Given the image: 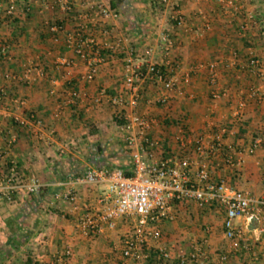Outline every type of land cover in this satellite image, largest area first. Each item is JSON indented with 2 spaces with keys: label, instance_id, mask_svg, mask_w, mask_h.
<instances>
[{
  "label": "crops",
  "instance_id": "0c3cea01",
  "mask_svg": "<svg viewBox=\"0 0 264 264\" xmlns=\"http://www.w3.org/2000/svg\"><path fill=\"white\" fill-rule=\"evenodd\" d=\"M110 2L18 0L14 16L0 14V47H8L0 54V176L15 162L21 175L38 177L47 185L37 194L19 192L14 201L0 198V264H126L123 247L132 222L122 219L115 229L85 235L80 221L102 210L106 185L75 179L93 167L133 169L132 151L120 127L125 119L101 96L102 89L118 94L125 87L127 54L108 52L94 79L87 80V63L65 42L66 34L81 25L96 48L123 39L138 58L153 47L156 61L163 59L161 33H172L173 56L181 65L178 76L204 66L184 85L186 96L172 91L166 103L157 100L163 94L159 84L144 83L138 112L156 121L152 136L163 142L157 156L206 161L216 180L225 179L257 199L264 196V145L250 152L255 138L264 137V0H235L234 7L218 0H170L168 6L156 0H121L113 8L120 16L103 18L97 7ZM0 3L6 6L8 0ZM176 11L182 25L172 18ZM57 23L66 33L51 30ZM212 63L218 64L216 84L210 82ZM74 91L80 97L70 101ZM241 102L245 106L239 109ZM181 128L188 139H212L227 129L226 146L232 145L244 164H229L227 147L200 159L192 146L183 148L176 140ZM69 189L76 192L77 201L60 197ZM225 216L218 205L201 209L195 202L178 204L174 220L155 226L148 257L139 264H172L159 258V246L188 253L204 237L206 264H252L256 259L264 264V232L259 230L264 221L238 219L245 236L242 248L233 251L225 235ZM68 249L72 254L65 257ZM224 253L229 254L227 261L220 258Z\"/></svg>",
  "mask_w": 264,
  "mask_h": 264
},
{
  "label": "built area",
  "instance_id": "2783aa9c",
  "mask_svg": "<svg viewBox=\"0 0 264 264\" xmlns=\"http://www.w3.org/2000/svg\"><path fill=\"white\" fill-rule=\"evenodd\" d=\"M18 0H8L7 5L0 3V14L14 16L17 10ZM159 6H168L170 0H156ZM221 5L234 7L235 0H218ZM103 18H118L119 12L111 6L101 4L99 7ZM69 11V3L64 7ZM178 25H182L183 18L179 11L172 17ZM55 33H66L65 27L57 23L51 27ZM160 48L163 53L161 61L154 60V48L148 47L143 56L135 57L133 49H129L123 39L115 43L106 42L97 44L91 37L84 33L81 25L77 30L66 34V45L75 54L81 57L88 66L86 79L92 80L98 72V65L106 61L103 50L108 52L117 51L127 54L124 59V81L125 87L118 94H109L106 89L101 90V96L107 97L109 101L118 107L121 116L125 121L120 125L125 133V140L132 151L133 169L127 172L122 168L112 171L93 167L87 170L82 176L75 179V182H84L91 185L105 184L106 189L100 197L102 210L96 213H88L83 216L80 226L85 235L102 231L104 227L115 229L119 220L132 222V230L125 239L123 247V259L126 264H139L148 255L146 252L148 239L153 237L155 226L167 220L176 218L178 204L195 202L201 209L222 207L226 216L224 229L227 239L231 242L233 251L242 248V240L245 236L244 229L238 225L237 220L244 218L248 223L264 221V196L260 199L253 197L249 192L239 189L227 180H216L208 162L194 160L190 156L159 157L157 152L163 149V142L160 138H154L152 131L156 121L138 112L143 102V85L147 80L159 84L163 94L158 97V102L166 103L169 94L176 91L180 96H186L185 84L190 82L191 74L202 68L199 64L184 76L179 77L180 63L176 62L173 56L175 40L172 33L162 32ZM7 46L0 47V54L7 50ZM95 48V49H94ZM91 49V50H89ZM92 49L95 51L92 52ZM253 64L259 65L260 61L254 59ZM65 64L70 61L64 59ZM210 71V82L216 84L218 79V64L212 63L208 66ZM11 74L5 75L11 78ZM215 98L220 97L219 92H214ZM80 97V93L74 91L70 101ZM245 102H241L239 109L244 108ZM240 112V110H239ZM22 124L28 121L22 120ZM41 123V121H39ZM227 129L222 128L213 135L212 139L201 135L194 139H188L181 128L176 135V140L183 148H191L202 159L209 154L217 153L225 147L231 152L227 153L226 161L232 166L240 168L244 164L241 156L235 157L234 147L225 143ZM14 138L9 142L12 146ZM264 145V137L259 136L253 141L250 152ZM195 168V172L193 171ZM194 172V173H193ZM46 183L38 177H26L20 174L15 162L11 163L8 170L0 176V198L14 201L19 192L37 194L46 188ZM65 200L77 201V194L73 189L60 193ZM264 232V225L260 227ZM206 237L201 242L193 245L191 252L179 250L174 253L167 246H159V258L172 264H206L208 254L205 250ZM72 254L71 249L65 252V257ZM222 261H227L228 253L221 255ZM61 261L64 262V259ZM252 264H260L258 259Z\"/></svg>",
  "mask_w": 264,
  "mask_h": 264
},
{
  "label": "trees",
  "instance_id": "16d2710c",
  "mask_svg": "<svg viewBox=\"0 0 264 264\" xmlns=\"http://www.w3.org/2000/svg\"><path fill=\"white\" fill-rule=\"evenodd\" d=\"M120 2H121V0H111V2H110V6H111L112 8H116V7H118V5L120 4ZM103 53L106 55V54L108 53V51L103 50Z\"/></svg>",
  "mask_w": 264,
  "mask_h": 264
}]
</instances>
